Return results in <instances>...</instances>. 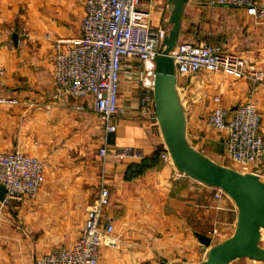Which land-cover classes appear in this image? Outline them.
<instances>
[{"label": "crops", "instance_id": "crops-1", "mask_svg": "<svg viewBox=\"0 0 264 264\" xmlns=\"http://www.w3.org/2000/svg\"><path fill=\"white\" fill-rule=\"evenodd\" d=\"M206 1L188 0L179 41L240 54L264 74V25L256 24L244 9H211ZM139 7L149 14L153 27L168 30V0H139ZM78 11L75 22L73 0H0V96L18 101L0 104V153L17 151L46 164L45 181L35 199L0 202V264H36L53 250L45 236L71 237L64 247L70 246L101 184L110 191L105 214L113 223L115 245L100 248L98 264L108 259L109 264H154L155 259L162 264H200L208 248L194 233L207 235L212 244L223 242L235 231L238 210L221 189L179 172L160 155L142 175L125 178L127 166L152 160L165 147L158 124L139 115L138 67L120 76L118 104L126 112L116 118V131L106 138L104 162L98 150L105 132L89 102L53 98L55 41L79 36L83 2ZM194 77H183L191 86L185 83V99L179 97L186 139L215 163L242 174L226 152L225 132L210 128L207 117L215 96L229 117L237 106L251 103L261 113L259 131L264 136V80L256 83L223 73H213L211 80L191 81ZM256 171L253 166L247 174ZM76 213L80 216L75 219ZM263 241L264 227L261 247ZM253 263L264 261L239 258L228 264Z\"/></svg>", "mask_w": 264, "mask_h": 264}, {"label": "built area", "instance_id": "built-area-1", "mask_svg": "<svg viewBox=\"0 0 264 264\" xmlns=\"http://www.w3.org/2000/svg\"><path fill=\"white\" fill-rule=\"evenodd\" d=\"M84 16L79 36L57 39L52 66L56 84L54 99L71 96L89 102L104 129V143L98 150L102 162L107 156L106 138L116 131V118L126 112L119 106L120 76L135 71L141 88L139 115L156 122L154 108L155 60L163 50L166 29L151 25L149 14L140 9L139 0H82ZM207 7L240 8L256 24L264 25V2L259 0H207ZM170 55L176 78L189 77L204 70L227 76L247 77L256 83L264 80L261 70L251 66L242 55L208 43L178 41ZM16 99L0 96V104H17ZM207 124L225 132L224 146L238 171L264 179V136L259 131L261 113L254 104L237 106L231 117L219 97L212 98ZM83 109L82 106L77 107ZM120 157H123L120 155ZM162 162H171L166 146ZM46 164L20 152L0 153V185L5 201L35 199L45 181ZM109 188L101 184L88 206L78 237L68 247H59L42 255L36 264H98L102 246H114L113 223L105 211L110 206Z\"/></svg>", "mask_w": 264, "mask_h": 264}, {"label": "water", "instance_id": "water-1", "mask_svg": "<svg viewBox=\"0 0 264 264\" xmlns=\"http://www.w3.org/2000/svg\"><path fill=\"white\" fill-rule=\"evenodd\" d=\"M188 0H168L169 28L163 50L155 60L154 108L156 120L175 168L192 179L221 189L238 210L235 231L221 243L212 244L207 235L195 232L198 242L208 248L200 264H228L239 258L264 261V247L259 245L264 227V183L253 174H239L223 167L195 150L185 135V112L176 89L174 61L170 53L179 41L181 19ZM14 42L17 35H11ZM6 190L0 185V202Z\"/></svg>", "mask_w": 264, "mask_h": 264}, {"label": "rangeland", "instance_id": "rangeland-1", "mask_svg": "<svg viewBox=\"0 0 264 264\" xmlns=\"http://www.w3.org/2000/svg\"><path fill=\"white\" fill-rule=\"evenodd\" d=\"M81 3H82V0H73V4H74V17H72V18H74V21L75 22H78V20H79V18H80V15H79V12L80 11H78V8L81 6ZM196 77H194V78H192L191 79V81L192 80H194V79H197V80H203L204 78H206L207 80H211V79H213V73H210V72H207V71H201V72H199V74H197V75H195ZM186 83V85L187 86H191L190 85V79L188 80V81H185L184 80V78H180V77H178L177 78V82H176V89H177V93H181V94H178L179 95V97H184L185 96V92H184V90H183V87H185L184 86V84ZM208 93H212L211 91L210 92H208ZM204 96H207L208 97V94L206 93V94H204ZM182 97V98H183ZM185 98H183V100H184ZM205 99H206V97H205ZM186 107L188 108V106L186 105V103H185V109H186ZM184 109V108H183ZM156 122H157V120H156ZM156 124H158V122L156 123ZM158 127H159V124H158ZM211 128V127H210ZM160 129V128H159ZM160 133H161V131H160ZM162 136V135H161ZM171 163H172V161H171ZM172 165H173V163H172ZM174 166V165H173ZM33 200V199H32ZM14 205H16V203H14ZM13 204L10 206L11 207V214H14V209H12L13 207ZM77 216H80L78 213H76L75 215H74V218L76 219V217ZM45 238H46V242L45 243H47V245L48 246H50V245H52L53 246V248L52 249H54V248H58V247H64V245H66V243L69 241V240H71L72 238L71 237H61V236H59V237H52V236H45ZM261 245H263L264 246V241L263 242H261ZM203 256V255H202ZM201 256V258L203 259L204 257H202ZM205 256V255H204ZM246 258V257H245ZM206 259V256H205V258L203 259V261ZM247 259V258H246ZM109 261H111V260H107V264H109ZM154 262V261H153ZM162 263H165L163 260H161V259H155V262H154V264H162ZM253 264H264V263H253Z\"/></svg>", "mask_w": 264, "mask_h": 264}, {"label": "trees", "instance_id": "trees-1", "mask_svg": "<svg viewBox=\"0 0 264 264\" xmlns=\"http://www.w3.org/2000/svg\"><path fill=\"white\" fill-rule=\"evenodd\" d=\"M159 155H161V152H160V154L155 153L153 155L152 160L142 161L140 164H138L136 166H134V165L127 166L126 170H125V178L128 180V179L142 175L146 169L152 167L153 165H155L157 163V159H158Z\"/></svg>", "mask_w": 264, "mask_h": 264}]
</instances>
